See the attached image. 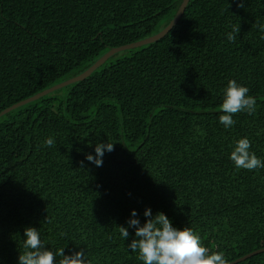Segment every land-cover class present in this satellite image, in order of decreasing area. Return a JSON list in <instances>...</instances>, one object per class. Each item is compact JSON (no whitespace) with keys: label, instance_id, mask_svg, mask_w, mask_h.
I'll return each instance as SVG.
<instances>
[{"label":"trees","instance_id":"16d2710c","mask_svg":"<svg viewBox=\"0 0 264 264\" xmlns=\"http://www.w3.org/2000/svg\"><path fill=\"white\" fill-rule=\"evenodd\" d=\"M181 2L0 0V112L158 33ZM262 248L264 0H189L162 39L0 117V264Z\"/></svg>","mask_w":264,"mask_h":264},{"label":"water","instance_id":"95a60500","mask_svg":"<svg viewBox=\"0 0 264 264\" xmlns=\"http://www.w3.org/2000/svg\"><path fill=\"white\" fill-rule=\"evenodd\" d=\"M189 0H182L177 12L175 13L174 17L171 19V21L167 24L166 27H164L161 31H159L158 33L149 36L145 39H142L140 41L134 42V43H130L127 45H123V46H119V47H115V48H111L110 50H108L105 54H103L100 58H98L88 69H86L84 72L80 73L79 75L72 77L68 80H65L61 83H58L52 87H49L25 100H22L8 108H6L5 110L0 112V117H2L3 115L19 108L22 107L28 103H31L33 101L38 100L39 98H42L54 91H57L59 89H62L64 87H67L71 84L83 81L84 79H86L87 77H89L96 69H98L101 65H103L109 58L113 57L114 55H116L119 52L122 51H126V50H131V49H135V48H140L142 46L148 45V44H152L154 42H157L158 40L162 39L166 34H168L169 31L172 30V28L177 24L178 20L180 19V17L182 16L187 4H188ZM264 253V248L253 251L239 259L234 260L233 262L227 263V264H237L241 261H244L247 258H250L254 255L257 254H261Z\"/></svg>","mask_w":264,"mask_h":264}]
</instances>
